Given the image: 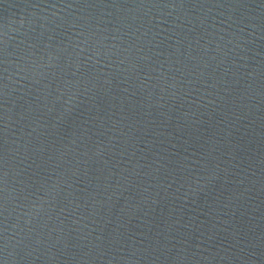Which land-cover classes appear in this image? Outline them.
<instances>
[{"label": "water", "instance_id": "95a60500", "mask_svg": "<svg viewBox=\"0 0 264 264\" xmlns=\"http://www.w3.org/2000/svg\"><path fill=\"white\" fill-rule=\"evenodd\" d=\"M0 264H264V0H0Z\"/></svg>", "mask_w": 264, "mask_h": 264}]
</instances>
